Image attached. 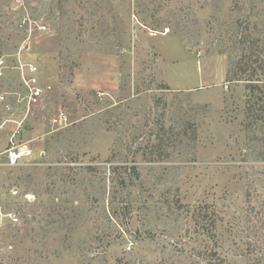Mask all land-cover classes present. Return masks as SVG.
<instances>
[{"label":"rangeland","instance_id":"rangeland-1","mask_svg":"<svg viewBox=\"0 0 264 264\" xmlns=\"http://www.w3.org/2000/svg\"><path fill=\"white\" fill-rule=\"evenodd\" d=\"M249 33L264 60V0H0V92L23 94L21 64L52 87L29 114L11 97L33 155L0 167V218L20 219L0 264H264V132L249 139L246 85L227 82Z\"/></svg>","mask_w":264,"mask_h":264},{"label":"trees","instance_id":"trees-1","mask_svg":"<svg viewBox=\"0 0 264 264\" xmlns=\"http://www.w3.org/2000/svg\"><path fill=\"white\" fill-rule=\"evenodd\" d=\"M258 39L252 36L251 33L242 35L238 42L234 45L240 47H246L244 53L236 55L230 52L229 61L230 69L227 74V82H244L246 85V102H245V122L244 127L248 133L250 140L257 139L259 133L264 132V81L262 80V74L264 76V60L262 59L263 52L259 46ZM248 51V52H247ZM236 59V60H235ZM190 122H185L183 131H181L177 136L181 138L182 141H197L198 140V130L190 125ZM166 136V133L164 134ZM173 134L169 133L170 140ZM167 138V137H166ZM165 138V139H166ZM164 139L161 141L163 142ZM166 141V140H165ZM168 143V142H167ZM156 148V147H154ZM151 155L158 154L160 159H169L171 157L170 150H166L163 146H159L155 151L151 149L149 152ZM114 170L117 167H112ZM132 170L136 173V168L132 167ZM205 214L202 209L198 210V213H194L195 221L199 225H204ZM217 218L209 219L207 229L208 233H213L218 228ZM205 229V228H204ZM215 258H217L216 263L222 264L221 259L218 254L214 252Z\"/></svg>","mask_w":264,"mask_h":264},{"label":"built area","instance_id":"built-area-1","mask_svg":"<svg viewBox=\"0 0 264 264\" xmlns=\"http://www.w3.org/2000/svg\"><path fill=\"white\" fill-rule=\"evenodd\" d=\"M23 27V26H22ZM46 27H40V30L45 32ZM6 60L0 57V80L4 79L7 70ZM21 74L20 84L23 94L19 92H0V112L5 116L0 117V131L3 130L8 124H17L16 130L13 136L10 138L8 148L4 152H0V167L9 166L14 167L22 163V161L28 159L33 155V150L27 145H18L15 143V137L20 133L22 129V123H18L16 120H12L16 107L11 100L12 95H16L19 98L18 104L21 105L29 114L33 108L42 107L45 103V99L48 93L51 92L52 87H44L40 79L39 68L35 65H23L18 68ZM51 124L58 129L67 128L69 123V115L67 112L59 110V112L51 118ZM44 153L41 154V156ZM3 157L5 160H3ZM9 219L10 223L16 225L20 222L19 217L16 214L1 215L0 228L3 226V219Z\"/></svg>","mask_w":264,"mask_h":264}]
</instances>
